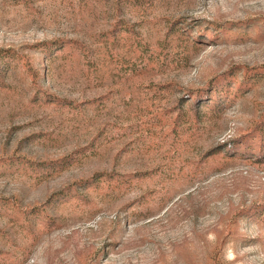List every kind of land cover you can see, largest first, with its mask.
Masks as SVG:
<instances>
[{
  "label": "rangeland",
  "instance_id": "rangeland-1",
  "mask_svg": "<svg viewBox=\"0 0 264 264\" xmlns=\"http://www.w3.org/2000/svg\"><path fill=\"white\" fill-rule=\"evenodd\" d=\"M0 264H264V0H0Z\"/></svg>",
  "mask_w": 264,
  "mask_h": 264
}]
</instances>
